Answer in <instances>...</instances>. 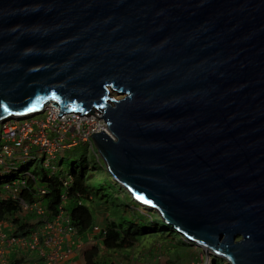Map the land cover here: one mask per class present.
<instances>
[{
  "label": "water",
  "instance_id": "obj_1",
  "mask_svg": "<svg viewBox=\"0 0 264 264\" xmlns=\"http://www.w3.org/2000/svg\"><path fill=\"white\" fill-rule=\"evenodd\" d=\"M48 103L103 114L90 137L138 203L264 264V0H0V124Z\"/></svg>",
  "mask_w": 264,
  "mask_h": 264
},
{
  "label": "built area",
  "instance_id": "obj_2",
  "mask_svg": "<svg viewBox=\"0 0 264 264\" xmlns=\"http://www.w3.org/2000/svg\"><path fill=\"white\" fill-rule=\"evenodd\" d=\"M60 110L59 106L48 103L42 112L30 119L13 117L1 123V139H4V143L0 144V168L6 166L9 159L15 160L24 156L32 163H43L42 169L51 178L60 171V168L52 164L59 152L53 150L61 146L72 147L81 142L89 143V153L100 161L101 155L90 136L108 131L103 114L100 111H87L84 114L82 111H69L59 115ZM19 174L13 181L4 184V197L16 200L23 210L41 218L42 223L29 234L16 235L11 226L0 221V264H65L83 246L81 241L71 243L75 228L63 209L69 197L73 175L67 173L62 178L58 211L53 219L47 220L42 201L29 203L19 192L22 188L33 185L36 190L33 194L43 197L48 189L38 185L39 175L35 171L26 169ZM96 227L98 230V226ZM12 253H15L17 262H12ZM31 254L38 260H30Z\"/></svg>",
  "mask_w": 264,
  "mask_h": 264
},
{
  "label": "rangeland",
  "instance_id": "obj_3",
  "mask_svg": "<svg viewBox=\"0 0 264 264\" xmlns=\"http://www.w3.org/2000/svg\"><path fill=\"white\" fill-rule=\"evenodd\" d=\"M113 96L115 98L122 97V95L114 93ZM31 117L34 116L31 115L24 119H30ZM3 143L4 139H1L0 126V144ZM85 149H87V157L81 160L80 154ZM53 151L59 152H57L56 159L52 161V164L58 168L68 170V173L80 166L87 167V175L84 181L85 186L88 187L87 193L78 191L75 196L78 199V205L89 206L95 217L94 225H89L84 233H81L78 227L73 224L72 215L67 208L71 198L69 194L63 209L75 228V235L71 237V243L81 241L83 246L82 249L79 248L71 255V259L67 260L66 264H86L87 262L92 264L93 260L97 259L114 260L121 264H228L227 260L213 253H207L204 247L189 240L172 225L164 222L162 217L154 210V214L151 212L153 221L150 219V215L146 214V216L148 215L147 218L155 223V226L151 224L150 228L144 230L145 232L138 236L133 246L123 249H111L104 245L103 240L107 238L108 234L105 222L109 218L118 224L123 222L124 228L127 226L124 219L142 220L145 217V213L142 211L150 212L148 211L149 208L147 209V207L134 200L119 184L110 181L112 178L105 170L104 161L101 162L102 157L99 161L89 153V143L81 142L66 148L63 146L56 147ZM22 168L37 172L42 170L43 163H32L29 158L22 156L10 162L9 166L3 169L0 174L8 176L13 170ZM70 175L72 176V173ZM73 178L75 179V177ZM107 215L108 219L105 220ZM39 219L41 220V218ZM5 224L7 223L5 222ZM96 226H98V230ZM92 230L95 231L92 232Z\"/></svg>",
  "mask_w": 264,
  "mask_h": 264
},
{
  "label": "trees",
  "instance_id": "obj_4",
  "mask_svg": "<svg viewBox=\"0 0 264 264\" xmlns=\"http://www.w3.org/2000/svg\"><path fill=\"white\" fill-rule=\"evenodd\" d=\"M87 157V149H85L80 154V159L84 160ZM16 160V159H15ZM14 161V159H9L6 162V166L0 168V172L9 166L10 162ZM86 166H80L77 169H72L69 173H72L73 183L69 187V194L71 198L69 200L68 210L72 215L73 224L78 227L81 233H84L86 228L89 225H94L95 217L87 205H78L77 198L75 194L80 191L83 193H87V188L85 186V177L87 175ZM26 168L15 169L8 176H3L0 174V221L6 222L8 226H11L14 233L16 235H26L31 233L33 230L37 229L38 226L42 223L34 213L23 210V207L20 203L12 198L4 197L3 186L5 183L13 181L19 173L24 172ZM39 176V186H43L48 189V193L43 196H35V188L31 185L29 188H22L19 194L29 203H33L36 201H42L44 208L47 210V220L53 219L55 214L58 211V206L61 202V194H62V178L65 174L68 173V170L64 168H60V171L57 175L49 178L46 174L45 170L36 172ZM113 181L112 179L110 180ZM116 183V182H115ZM129 194V193H128ZM130 195V194H129ZM148 209V208H147ZM148 211H142L145 213V217L142 220H137L135 218L124 219L127 222V226L123 228L122 223H116L114 220L110 219L105 222L106 227L108 228L107 238L103 240L104 245H107L111 249H123L127 247H131L135 244L138 236L142 235L144 230L150 228L152 223V213L153 211L148 209ZM152 212V213H151ZM143 213V214H144ZM146 214L150 215V219L147 218ZM154 214V213H153ZM105 216V220L108 219ZM157 217V216H156ZM96 222H98L96 220ZM121 225V226H120ZM155 226V225H154ZM94 232V230H92ZM12 262H17V258L15 256H11ZM86 264H91L87 262ZM92 264H121L114 260L107 259H97L93 260Z\"/></svg>",
  "mask_w": 264,
  "mask_h": 264
},
{
  "label": "crops",
  "instance_id": "obj_5",
  "mask_svg": "<svg viewBox=\"0 0 264 264\" xmlns=\"http://www.w3.org/2000/svg\"><path fill=\"white\" fill-rule=\"evenodd\" d=\"M15 256V253H12V256ZM30 260H32V261H37L38 260V258L34 255V254H31L30 255ZM66 264V263H65Z\"/></svg>",
  "mask_w": 264,
  "mask_h": 264
},
{
  "label": "bare ground",
  "instance_id": "obj_6",
  "mask_svg": "<svg viewBox=\"0 0 264 264\" xmlns=\"http://www.w3.org/2000/svg\"><path fill=\"white\" fill-rule=\"evenodd\" d=\"M114 97V96H113ZM115 98V97H114Z\"/></svg>",
  "mask_w": 264,
  "mask_h": 264
}]
</instances>
